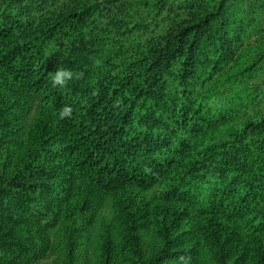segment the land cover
Returning <instances> with one entry per match:
<instances>
[{
	"label": "trees",
	"instance_id": "16d2710c",
	"mask_svg": "<svg viewBox=\"0 0 264 264\" xmlns=\"http://www.w3.org/2000/svg\"><path fill=\"white\" fill-rule=\"evenodd\" d=\"M181 257L264 264V0H0V264Z\"/></svg>",
	"mask_w": 264,
	"mask_h": 264
},
{
	"label": "clouds",
	"instance_id": "9594fccd",
	"mask_svg": "<svg viewBox=\"0 0 264 264\" xmlns=\"http://www.w3.org/2000/svg\"><path fill=\"white\" fill-rule=\"evenodd\" d=\"M83 73H74L70 69L58 68L51 77V86L53 88L64 89L68 86L69 81L82 78ZM73 108L65 105L59 112V119H70L72 117ZM190 257H181L183 264H188Z\"/></svg>",
	"mask_w": 264,
	"mask_h": 264
},
{
	"label": "rangeland",
	"instance_id": "374dc122",
	"mask_svg": "<svg viewBox=\"0 0 264 264\" xmlns=\"http://www.w3.org/2000/svg\"><path fill=\"white\" fill-rule=\"evenodd\" d=\"M50 263L51 262V259H49V260H45V261H43L42 263Z\"/></svg>",
	"mask_w": 264,
	"mask_h": 264
}]
</instances>
